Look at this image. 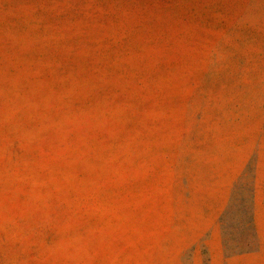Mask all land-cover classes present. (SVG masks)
<instances>
[{"label": "rangeland", "instance_id": "rangeland-1", "mask_svg": "<svg viewBox=\"0 0 264 264\" xmlns=\"http://www.w3.org/2000/svg\"><path fill=\"white\" fill-rule=\"evenodd\" d=\"M0 264H264V0H0Z\"/></svg>", "mask_w": 264, "mask_h": 264}]
</instances>
